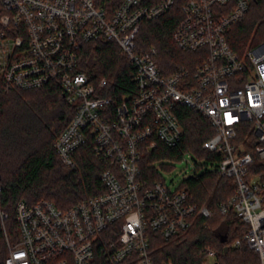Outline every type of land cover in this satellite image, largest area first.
<instances>
[{
	"label": "built area",
	"instance_id": "built-area-1",
	"mask_svg": "<svg viewBox=\"0 0 264 264\" xmlns=\"http://www.w3.org/2000/svg\"><path fill=\"white\" fill-rule=\"evenodd\" d=\"M177 2L181 16L173 40L182 50H201L204 57L194 70L166 73L156 62L157 49L140 48L138 36L143 22L159 18ZM249 7V0H118L114 9L96 0H0V94L58 83L75 107L55 141L58 155L73 166L78 148L92 143L106 166L100 175L105 191L68 209L49 199L20 200L16 242L8 237L0 184V233L9 249L5 264H92L102 233L113 225L120 234L107 245V261L120 264L131 257L136 264H155L149 230L172 241L197 216L211 217L212 209L192 202L183 185L171 189L163 179L146 185L140 178L144 157L159 144L174 147L181 141L177 105L210 121L214 134L202 147L218 159L196 164L205 171L210 163L234 178L236 192L219 204V211L233 210L248 225L233 246L245 242L264 264V176L250 174L255 160L264 158V42L240 53L227 39ZM98 40L116 42L134 66L136 91L114 106L101 94L108 78L94 83L79 69L82 47ZM167 160L151 165L160 170ZM200 255L205 264H217L216 250L205 247Z\"/></svg>",
	"mask_w": 264,
	"mask_h": 264
},
{
	"label": "trees",
	"instance_id": "trees-1",
	"mask_svg": "<svg viewBox=\"0 0 264 264\" xmlns=\"http://www.w3.org/2000/svg\"><path fill=\"white\" fill-rule=\"evenodd\" d=\"M96 2H104L110 9L118 5V0ZM249 3L245 17L227 32L229 45L240 53L248 45L264 42V0H249ZM180 16L177 2L159 18L143 22L138 36L140 48L157 49L156 62L166 73L184 67L194 70L204 57L201 50H182L173 40ZM79 69L94 83L102 77L108 78V85L101 94L112 98L113 106L119 104L125 95L136 91L134 66L114 41L98 40L85 44L80 52ZM0 105L1 207L8 214V237L11 242H16L19 232L15 211L20 200L34 203L49 199L60 208L68 209L105 191L100 175L106 166L96 157L92 143L78 148L73 166L65 165L58 155L55 141L75 113V107L66 100L58 83L53 82L41 89L3 91ZM175 111L183 127V137L176 146L159 144L144 157L140 178L146 185L162 179L157 167L151 165L154 161L179 160L186 153L207 162L218 159V155L202 147L204 141L214 134L208 118L183 105H177ZM162 167L168 166L163 164ZM254 173L264 176V158H257L251 165L250 174ZM182 185L192 202L198 206L207 205L213 214L211 217L197 216L192 227L172 241H166L159 232L149 230V249L154 263L170 260L174 264H205L200 252L210 247L218 252L217 264H260L258 253L245 242L233 246L237 239L243 238L248 225L233 210L226 214L219 211V204L228 201L236 192L234 178L207 168L196 177L186 178ZM119 234L116 225L102 233L92 264H112L106 259L107 245ZM8 251L7 239L1 232L0 264H5ZM120 264L136 263L128 257Z\"/></svg>",
	"mask_w": 264,
	"mask_h": 264
},
{
	"label": "rangeland",
	"instance_id": "rangeland-1",
	"mask_svg": "<svg viewBox=\"0 0 264 264\" xmlns=\"http://www.w3.org/2000/svg\"><path fill=\"white\" fill-rule=\"evenodd\" d=\"M253 45V44H252ZM251 45H248L249 47ZM246 47V48H247ZM245 48V49H246ZM175 161V162H174ZM167 160L165 161L166 167L160 168L159 172L162 175V179L165 181V183L171 188L176 189L180 187L183 183V180L190 176L195 171L202 172L203 168H199L198 164L196 162H205L203 158H200L192 153H186L184 157L180 160ZM209 168L213 167L210 165V163H207Z\"/></svg>",
	"mask_w": 264,
	"mask_h": 264
},
{
	"label": "water",
	"instance_id": "water-1",
	"mask_svg": "<svg viewBox=\"0 0 264 264\" xmlns=\"http://www.w3.org/2000/svg\"><path fill=\"white\" fill-rule=\"evenodd\" d=\"M223 240H226V237ZM227 250H228V247L225 248V251H227Z\"/></svg>",
	"mask_w": 264,
	"mask_h": 264
}]
</instances>
